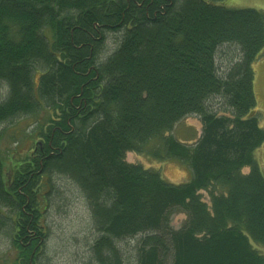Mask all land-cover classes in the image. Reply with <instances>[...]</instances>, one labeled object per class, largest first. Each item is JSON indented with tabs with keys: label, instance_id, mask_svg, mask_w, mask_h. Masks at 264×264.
I'll return each instance as SVG.
<instances>
[{
	"label": "trees",
	"instance_id": "1",
	"mask_svg": "<svg viewBox=\"0 0 264 264\" xmlns=\"http://www.w3.org/2000/svg\"><path fill=\"white\" fill-rule=\"evenodd\" d=\"M218 1L0 0V235L17 250L10 264H40L58 177L89 209L83 264H264L253 68L264 11ZM110 32L120 35L107 52ZM23 115L36 138L6 170L2 125ZM189 115L202 123L192 143L172 133ZM129 151L176 158L191 177L169 182ZM177 211L187 215L180 228L170 225Z\"/></svg>",
	"mask_w": 264,
	"mask_h": 264
},
{
	"label": "rangeland",
	"instance_id": "2",
	"mask_svg": "<svg viewBox=\"0 0 264 264\" xmlns=\"http://www.w3.org/2000/svg\"><path fill=\"white\" fill-rule=\"evenodd\" d=\"M220 4L229 7H254L264 11V0H220ZM120 33L110 32L107 36L106 51H112L116 45ZM234 48V46H232ZM231 46L224 45L217 61L222 68L228 64L227 57H221L224 52L229 51ZM254 68V91L257 100L256 110L259 113V121L264 127V51L255 60ZM6 85L0 86V99L6 95ZM34 118L27 115L14 117L2 125L4 128V139L2 141L3 152L6 157V170H9L17 157H20L32 148V137ZM181 140L195 138L194 142L202 132V123L198 116L189 115L185 117L172 133ZM255 158L264 172V144L255 150ZM126 159L134 163H142L160 170L164 179L173 183H181L190 179L191 170L182 161L172 158L166 161L151 159L146 154L129 151ZM249 168H244L248 172ZM56 184L60 189L61 197L49 206L46 212L45 222L48 228L45 244L39 254L40 264H83L90 257L89 244L93 229L91 227V216L84 198L79 189L71 181L62 177L56 178ZM204 198L209 202L206 192ZM56 201V200H55ZM187 215L183 211H177L170 216V225L180 228L186 221ZM264 254V247H260ZM17 255V250L11 238L5 234L0 235V264H10ZM39 264V263H38Z\"/></svg>",
	"mask_w": 264,
	"mask_h": 264
}]
</instances>
